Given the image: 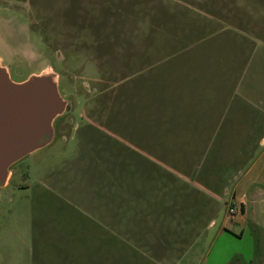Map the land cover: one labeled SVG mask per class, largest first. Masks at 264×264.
I'll return each instance as SVG.
<instances>
[{
	"label": "rangeland",
	"instance_id": "rangeland-1",
	"mask_svg": "<svg viewBox=\"0 0 264 264\" xmlns=\"http://www.w3.org/2000/svg\"><path fill=\"white\" fill-rule=\"evenodd\" d=\"M239 31L263 45L264 64V0H0L2 65L15 81L55 71L68 101L53 141L0 185V264H264V144L231 178L238 196L261 189L241 223L226 222L228 194L188 223L175 190L142 196L120 181L119 194L111 170V94L125 68H177L190 39ZM117 209L130 220L114 223Z\"/></svg>",
	"mask_w": 264,
	"mask_h": 264
},
{
	"label": "crops",
	"instance_id": "crops-1",
	"mask_svg": "<svg viewBox=\"0 0 264 264\" xmlns=\"http://www.w3.org/2000/svg\"><path fill=\"white\" fill-rule=\"evenodd\" d=\"M238 33L190 39L177 54L190 55L178 58L177 68H125L111 94L116 193L123 182L136 190L142 186V196L145 189L160 195L175 190L181 196L174 202L188 223L199 213L213 214L228 194L229 205L242 208L234 223L245 220L247 204L261 189L238 196L230 182L264 144V64L256 58L263 45ZM135 193L132 202L140 198ZM123 211H114V223L130 220L132 211Z\"/></svg>",
	"mask_w": 264,
	"mask_h": 264
},
{
	"label": "water",
	"instance_id": "water-1",
	"mask_svg": "<svg viewBox=\"0 0 264 264\" xmlns=\"http://www.w3.org/2000/svg\"><path fill=\"white\" fill-rule=\"evenodd\" d=\"M67 109L55 71L43 70L15 81L0 61L1 186L7 185L13 164L53 141L54 122Z\"/></svg>",
	"mask_w": 264,
	"mask_h": 264
},
{
	"label": "built area",
	"instance_id": "built-area-1",
	"mask_svg": "<svg viewBox=\"0 0 264 264\" xmlns=\"http://www.w3.org/2000/svg\"><path fill=\"white\" fill-rule=\"evenodd\" d=\"M241 205L232 203L229 206V211L227 214L228 221L234 223L237 220L238 214L241 212Z\"/></svg>",
	"mask_w": 264,
	"mask_h": 264
},
{
	"label": "flooded vegetation",
	"instance_id": "flooded-vegetation-1",
	"mask_svg": "<svg viewBox=\"0 0 264 264\" xmlns=\"http://www.w3.org/2000/svg\"><path fill=\"white\" fill-rule=\"evenodd\" d=\"M56 120H55V122H54V129H55V134H56ZM55 136V135H54Z\"/></svg>",
	"mask_w": 264,
	"mask_h": 264
}]
</instances>
